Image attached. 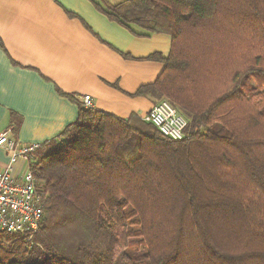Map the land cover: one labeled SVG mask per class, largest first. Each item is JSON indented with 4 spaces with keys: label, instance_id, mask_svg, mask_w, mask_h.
Returning <instances> with one entry per match:
<instances>
[{
    "label": "trees",
    "instance_id": "1",
    "mask_svg": "<svg viewBox=\"0 0 264 264\" xmlns=\"http://www.w3.org/2000/svg\"><path fill=\"white\" fill-rule=\"evenodd\" d=\"M132 34L170 36L136 96L172 104L181 140L137 115L78 107L28 160L36 234H0V264H264V0H108Z\"/></svg>",
    "mask_w": 264,
    "mask_h": 264
},
{
    "label": "crops",
    "instance_id": "2",
    "mask_svg": "<svg viewBox=\"0 0 264 264\" xmlns=\"http://www.w3.org/2000/svg\"><path fill=\"white\" fill-rule=\"evenodd\" d=\"M98 1L0 0V134L20 144L59 137L78 119L60 93L82 104L89 96L91 108L122 119L141 118L159 101L135 93L162 72L148 57L166 58L170 36H135L99 12ZM8 159L0 148V173Z\"/></svg>",
    "mask_w": 264,
    "mask_h": 264
},
{
    "label": "built area",
    "instance_id": "3",
    "mask_svg": "<svg viewBox=\"0 0 264 264\" xmlns=\"http://www.w3.org/2000/svg\"><path fill=\"white\" fill-rule=\"evenodd\" d=\"M84 107L91 108L90 97L84 96ZM164 137L181 140L186 136V119L167 100H159L141 117ZM10 131L0 134V148L9 153L7 166L0 173V234H28L31 238L43 218V193L32 175L29 159L39 148L38 143L20 144L8 138ZM23 164L26 169L18 173Z\"/></svg>",
    "mask_w": 264,
    "mask_h": 264
},
{
    "label": "rangeland",
    "instance_id": "4",
    "mask_svg": "<svg viewBox=\"0 0 264 264\" xmlns=\"http://www.w3.org/2000/svg\"><path fill=\"white\" fill-rule=\"evenodd\" d=\"M108 1L112 2L113 4H115V3H119V2H121L122 0H108ZM164 100H165V99H164Z\"/></svg>",
    "mask_w": 264,
    "mask_h": 264
}]
</instances>
